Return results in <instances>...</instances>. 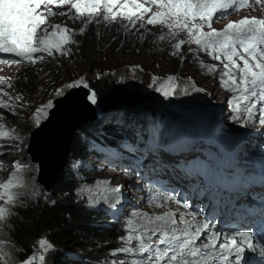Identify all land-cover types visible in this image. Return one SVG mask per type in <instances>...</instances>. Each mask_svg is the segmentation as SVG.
I'll list each match as a JSON object with an SVG mask.
<instances>
[{"label":"rangeland","instance_id":"1","mask_svg":"<svg viewBox=\"0 0 264 264\" xmlns=\"http://www.w3.org/2000/svg\"><path fill=\"white\" fill-rule=\"evenodd\" d=\"M51 7L54 12L67 13L70 5H64L61 8ZM258 11L262 10L256 7L254 10L244 11L247 15L242 11V13H231L223 19L214 18L213 27L222 30L229 22L238 21L245 16L252 17L255 14L258 18H264ZM69 15H74V10ZM49 21L51 24L60 23L75 29L74 39L77 35H82L78 30L84 26L83 20H70L68 16L57 15L50 17ZM96 27L99 30L98 39L94 47L85 55H78L71 51L66 57L56 55L52 58L45 54V59L35 64L22 61L19 64L0 65V78H4L13 85L12 88L0 85V88L8 92L12 98L10 100L9 97L0 94V99L18 105L15 112L5 109L11 117L0 111V123L9 130L17 129V132L13 134H18L22 140V143L17 142L18 148L9 146L0 148V161L3 162L0 182L7 180L16 170L13 167L14 161L20 160L31 165L27 177L32 187L48 197L51 193H46L39 187L37 183L39 168L30 161L27 153L30 134L38 128L33 119L35 109L49 99H58L54 96L55 90L74 79L84 77L90 89L95 79H107L126 91L137 93L138 98L144 101V105L138 109L140 113L135 112L136 114H141L143 109H146L156 117L165 118L162 123L150 125L144 120L139 122V126L133 124L127 126L130 131L138 129L137 133L140 134L139 139L142 141L139 147L130 142H124L121 148L110 151L85 137L83 132L79 131L76 135L83 143L85 154L80 158H74L71 155L66 171L78 180L75 191L78 202L93 211L104 212L111 216L123 236H127L129 226L140 228L146 223L141 216H133V212L155 216L167 211H175L170 208L159 209L153 202H149L153 196L149 195L148 189L139 182L140 168H149L158 163L175 167L180 162L196 164L197 160L212 164L218 162L222 157L220 155H231L229 146L236 151L239 158L238 164L247 165L252 159V154L258 152L264 141V127H261L259 123H251L250 126L245 127L242 123L233 121V111L228 104L233 93L221 87L218 72L209 71L208 67H202L199 63L202 60L204 65L211 66L217 64L216 61L202 52L196 54L189 52V48L194 49L195 45H184L180 53L173 56L171 55L172 44L176 41H159L158 36L161 34L159 26H147L139 31L132 29L128 32L117 26L121 33L125 32L121 36L113 35L114 30L108 33L112 27L104 22L96 24ZM164 31L166 32V29ZM141 34H144L143 40L139 38ZM0 59L19 58L12 54H4V56L0 54ZM98 74L99 78H97ZM169 75L176 76L181 87L194 82L197 87L205 91L190 90L188 95L181 92L179 95L165 98L156 91L159 85L153 84V77L162 80ZM189 77L192 78L191 81ZM209 88L212 90L210 95L206 91ZM17 95H22L23 99L16 101ZM100 121L102 124L110 125L125 124L122 117L117 114L109 115ZM92 132L95 133V130L93 129ZM216 145H220V148L216 149ZM185 152L187 156L181 158V154ZM207 152L212 155L207 157ZM96 153L99 157L95 156ZM214 153L217 155H213ZM4 157L8 159L4 160ZM117 186L121 188L120 193L111 192V189ZM116 195H119V202L112 207ZM34 199H29L27 202ZM19 207H16L15 211ZM105 224L102 221L99 223L100 226ZM3 238L12 243L8 230L5 231ZM81 246L83 243L79 242L76 248L79 249ZM93 246L85 250L86 252L78 253L77 257L85 259L88 264H112L114 260L133 264V261L140 259V257L127 256L123 253L113 256L112 253H107L105 248L97 249ZM119 247L121 242L119 246L117 245V248ZM38 249L39 246L36 243L34 252ZM39 251L42 252V250ZM44 254L46 264H60L62 255L68 256L70 253L62 252L53 246L48 253ZM15 255L17 256V253Z\"/></svg>","mask_w":264,"mask_h":264},{"label":"snow or ice","instance_id":"2","mask_svg":"<svg viewBox=\"0 0 264 264\" xmlns=\"http://www.w3.org/2000/svg\"><path fill=\"white\" fill-rule=\"evenodd\" d=\"M249 2L250 0H0V54H12L19 58L0 59V65L19 64L22 61L35 64L43 61L45 54L52 58L56 55L68 56L72 51L70 46L76 44V30L60 23L51 24L49 18L57 15L68 16L70 20H83L84 26L79 28V34H84L88 25L101 22L108 26L117 25L126 32L159 26V41H176L172 44L171 55H178L184 45H195L194 49L189 48V52H202L217 62L206 66L202 60L199 61L202 67L218 72L221 87L233 93L228 104L232 108L234 122L242 123L245 127L251 123H259L264 127V18L245 16L238 21L229 22L222 30L213 27L214 18L223 19L230 14L229 10L236 11L238 6L244 7ZM254 2L261 3L262 0ZM64 5H70L67 13L54 12L51 7L61 8ZM73 10L74 15H69ZM139 38L143 40L144 34ZM188 79L191 81L192 78ZM153 84L159 85L156 91L165 98L181 92L188 95L190 90L205 91L194 82L181 87L174 75L162 80L153 77ZM0 85H7L8 88L13 86L4 78H0ZM80 87L89 89L87 99L91 104H96L97 94L90 89L84 77L63 84L55 90L54 96L61 98L68 91ZM0 94L12 99L3 88H0ZM22 99V95L15 97L16 101ZM54 106V100L49 99L35 109L33 119L36 127L49 118ZM17 107L16 104L0 99V109L15 112ZM16 132L17 129L9 130L0 123V148H18L17 142L22 143V140L18 134H13ZM13 167L16 170L5 182H0V264H34L36 261L46 264L44 253H48L53 247L46 238L38 239V251L31 255L25 253L23 260L15 253H24V250L16 248L3 238L5 231L9 230L10 233L13 228L11 220L18 215L15 208L42 195L40 190L29 183L27 173L31 170V165L17 160ZM0 170H3L2 161ZM120 191V186L111 189L116 194ZM156 199L154 196L149 202ZM167 199L171 200L172 197ZM118 202L119 195H116L111 206L115 207ZM182 207L189 206L183 204ZM132 215L141 216L146 223L140 228L129 226L128 235L120 238L121 247L113 250L112 255L123 253L140 257L133 264H248L246 252L258 253L264 257V242L259 241L252 231L221 233L212 229L209 222H198L197 213L192 211L177 209L155 216L136 212ZM186 216L191 219H186ZM112 264L126 262L114 260Z\"/></svg>","mask_w":264,"mask_h":264},{"label":"trees","instance_id":"3","mask_svg":"<svg viewBox=\"0 0 264 264\" xmlns=\"http://www.w3.org/2000/svg\"><path fill=\"white\" fill-rule=\"evenodd\" d=\"M109 27L112 29L108 30V33L114 30L113 35L121 36L125 33H121L117 25ZM98 31L95 23L88 25L84 34L76 36V44L70 46L73 53L85 55L90 51L98 39ZM91 90L97 94L98 110L104 116L115 112L133 116L144 105V101L138 98L137 93L126 91L107 79H95ZM112 108L117 110L106 111ZM0 111L11 117L5 109ZM141 114L146 116L149 123H155L156 116L148 110L143 109ZM93 127L99 128V133H93L91 130ZM81 132L107 148L119 146L124 139L135 141L137 138V132L133 130L130 133L127 128L109 124L104 126L99 122L86 125L80 130ZM84 154L82 141L76 137L71 147V155L80 158ZM77 182L74 175L65 171L48 197L42 195L15 211L18 215L11 220L13 228L10 233L8 230V236L16 248L24 250V253H17L20 260L25 258V253L28 255L34 253L36 242L40 238H46L52 246L67 254L70 253L68 256L62 255L60 264H88L85 259L77 255L86 252L85 250L91 245L97 249L105 248L107 253H112L117 249V245H120L123 234L117 225L112 224L111 219L104 213L93 211L78 202L75 195ZM52 201L55 203L53 204ZM101 221L106 224L100 226ZM79 242L83 243V246L78 249L76 246Z\"/></svg>","mask_w":264,"mask_h":264},{"label":"water","instance_id":"4","mask_svg":"<svg viewBox=\"0 0 264 264\" xmlns=\"http://www.w3.org/2000/svg\"><path fill=\"white\" fill-rule=\"evenodd\" d=\"M88 95L89 89L79 88L54 100L55 106L49 118L30 134L27 153L31 162L39 168L37 183L46 193L53 192L66 171L71 147L78 132L100 117L96 106L88 101ZM115 110L112 108L106 111Z\"/></svg>","mask_w":264,"mask_h":264},{"label":"bare ground","instance_id":"5","mask_svg":"<svg viewBox=\"0 0 264 264\" xmlns=\"http://www.w3.org/2000/svg\"><path fill=\"white\" fill-rule=\"evenodd\" d=\"M255 9H256V8H255ZM243 12H244V11H243ZM245 12H246V11H245ZM245 12H244V14L247 15V13H245ZM258 12L263 13L264 11H263V12L258 11ZM240 13H242V12H240ZM252 13H253V11H252ZM248 14H249V13H248ZM258 14H259V13H258ZM240 15L242 16V14H240ZM249 15H250V14H249ZM237 20H238V18H237ZM5 66H6V65H5ZM209 85H210V84H209ZM212 88H213V87H212ZM210 89H211V88L206 89V91L208 92L209 95H210V92L212 91V90H210ZM98 120H99V119H98ZM98 120H97V121H98ZM97 121H96V122H97ZM249 126H250V125H249ZM252 130H253V129H252ZM30 161H31V160H30ZM248 218H249V219H252V217H248Z\"/></svg>","mask_w":264,"mask_h":264}]
</instances>
